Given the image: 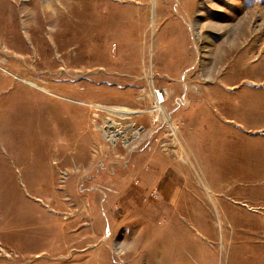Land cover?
Returning a JSON list of instances; mask_svg holds the SVG:
<instances>
[{
	"label": "rangeland",
	"instance_id": "obj_1",
	"mask_svg": "<svg viewBox=\"0 0 264 264\" xmlns=\"http://www.w3.org/2000/svg\"><path fill=\"white\" fill-rule=\"evenodd\" d=\"M0 264H264V0H0Z\"/></svg>",
	"mask_w": 264,
	"mask_h": 264
},
{
	"label": "bare ground",
	"instance_id": "obj_2",
	"mask_svg": "<svg viewBox=\"0 0 264 264\" xmlns=\"http://www.w3.org/2000/svg\"><path fill=\"white\" fill-rule=\"evenodd\" d=\"M46 1V0H45ZM52 5V2H49V1H47V4H45V9H47V8H49L50 6ZM44 9V8H43ZM28 82V81H27ZM31 83V82H30ZM32 85V84H31ZM37 86V85H36ZM33 87H34V85H33ZM163 97H164V94L162 93V92H160L159 93V98L160 99H163ZM157 98H158V96H157ZM160 102V101H159ZM92 106V105H91ZM97 108H101V105H95ZM95 107V108H96ZM96 108V109H97ZM102 108H104V109H107L106 107H102ZM101 108V109H102ZM112 108H114V107H112ZM116 108V107H115ZM104 109H103V111H104ZM117 109V108H116ZM120 109V108H119ZM115 112V111H114ZM107 124H109V123H107ZM97 126V125H96ZM95 126V127H96ZM113 125L112 126H107V125H105V126H101V128H103V130H104V137H112V141L113 142H115L116 141V139L118 138V137H120L119 135H122L124 132H122L120 129H113ZM116 128V127H115ZM127 131V130H126Z\"/></svg>",
	"mask_w": 264,
	"mask_h": 264
},
{
	"label": "built area",
	"instance_id": "obj_3",
	"mask_svg": "<svg viewBox=\"0 0 264 264\" xmlns=\"http://www.w3.org/2000/svg\"><path fill=\"white\" fill-rule=\"evenodd\" d=\"M155 92H156V94H157V96H158V98H159V93L160 92H162L163 94H164V97H163V99H156V103H158V104H160V105H162L163 103H165V100H166V93H164L162 90H157V89H155ZM160 101V102H159ZM151 117V116H150ZM160 117V116H159ZM151 119H153L154 120V122L155 123H157L158 121H159V118L158 119H154V117H151ZM113 124H110V125H107V126H112ZM115 129V128H114ZM104 131V130H103Z\"/></svg>",
	"mask_w": 264,
	"mask_h": 264
}]
</instances>
